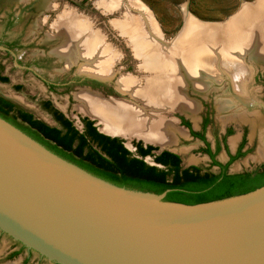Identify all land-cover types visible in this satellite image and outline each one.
<instances>
[{
    "label": "water",
    "instance_id": "1",
    "mask_svg": "<svg viewBox=\"0 0 264 264\" xmlns=\"http://www.w3.org/2000/svg\"><path fill=\"white\" fill-rule=\"evenodd\" d=\"M169 191L114 184L0 116V232L29 252L54 264H264V185L195 204Z\"/></svg>",
    "mask_w": 264,
    "mask_h": 264
},
{
    "label": "rangeland",
    "instance_id": "2",
    "mask_svg": "<svg viewBox=\"0 0 264 264\" xmlns=\"http://www.w3.org/2000/svg\"><path fill=\"white\" fill-rule=\"evenodd\" d=\"M48 1L56 4L55 9H53L54 11H49L50 8L49 10H43L42 5L41 8L35 7L36 9L34 10L29 8L21 12V19L10 32L11 36L18 37L24 44V47L17 49L18 57H21L23 61L31 62V67L34 68L36 72L31 70L25 71L21 68L17 59L1 51L0 62L4 65V73L9 75L10 81H0V94L12 99L17 104L32 112L35 117L51 125L58 124L47 111L40 107L43 100L51 101L52 104L64 112L80 130L84 129L83 118H90L94 121V124L100 132L118 136L123 139L125 146L135 155L138 154L134 142L140 141L143 142L144 145L151 144L156 146L158 151L164 149L177 152L181 155L182 164L185 167L198 165L203 170H216V168L211 167L207 155L201 152L203 142L190 135L188 130H186V134L184 136L181 135L178 141L173 145L162 146L139 137L128 138L119 134L108 133L102 129V124L97 118L79 109V101L76 99L75 94L81 91L83 86L77 85L74 79L75 76L79 74H86L80 71L81 63L84 61L79 59L74 62V64L70 63L68 65L59 55L52 52L54 48L61 45V40L57 38V32L54 34L56 27L53 26L59 22L58 20H60L64 12L70 10L76 12L83 20L82 23L85 24L88 32L94 36L95 40L98 39L105 44L108 53L113 54V56L118 59L117 62H115V75L113 78H105V85L107 88L114 91L110 92L107 90L106 93L104 92L103 94L106 98H129L127 94H124L123 91L118 89L117 80L120 75L128 74L137 77L138 81L141 80L142 82L145 80L144 76L148 73H145L141 68L142 60L135 54L132 40L123 33L118 26V23H122L128 16V8L126 6L112 9L111 11L109 8H105L101 5L104 0ZM124 1L128 2V0ZM257 1L258 0H136V2L142 3L145 5L144 7L148 9L149 14L152 16L153 23L157 26V29H159L158 31L161 35L160 40L168 44L173 43L172 40L183 31L188 20L192 19L194 22L202 25L224 24V21L230 17V19H232L237 16L242 9L244 10L245 7ZM45 7L46 5L44 8ZM129 11L134 15L138 14L136 10L129 9ZM46 15L50 17L47 24L43 22ZM58 17L59 19L57 20ZM1 32L2 28H0V35ZM47 36L49 37V41H57L58 44L51 46L44 45V42L47 41ZM156 38L158 37L156 36ZM246 62L249 65L251 64L250 66H252L254 72L247 81L248 85H246L247 89L245 88V93L242 94L240 92L242 96L236 91H233L234 94H228V97L231 99L233 96H236L235 98L233 97V100L236 101L237 106H233L231 110L238 107L234 111H239L238 109H240V114L231 111L232 113H229L231 118L227 119L224 118V114L228 111H222L219 108V104L226 96L224 95V90L231 87V82L228 80H225L222 86L223 88H216L214 85L213 89L205 94L194 90L192 86L186 90L187 97L197 102L198 110L195 113V117L178 109L172 110L171 113H166L167 115L169 113L168 117H173L177 127L184 131L186 126L181 122L182 117L186 118L196 129H200L202 119L207 115L211 116L215 127L220 128V130H224L226 126L235 125L237 128L236 133L229 139L232 148L235 144L232 138L239 136V134L241 135L243 128L248 126L249 138L251 139L250 142L255 140L254 148L251 152L236 160L231 166L232 170L252 169L264 163V157L260 155V150L263 148L262 138L264 137V63L262 64L259 62L260 64H258L257 62L250 61L249 57L246 58ZM45 80L48 82H55L57 88L55 90H50L48 86H46ZM17 83L23 86L22 90H16L14 86ZM117 89L120 92L117 91ZM208 136L211 137L210 133H208ZM219 157L223 160L226 159L224 151H222ZM145 161L148 164L156 165L153 156L145 157ZM0 264L53 263L41 257L36 252L30 253L27 249H22L18 242L0 232Z\"/></svg>",
    "mask_w": 264,
    "mask_h": 264
},
{
    "label": "bare ground",
    "instance_id": "3",
    "mask_svg": "<svg viewBox=\"0 0 264 264\" xmlns=\"http://www.w3.org/2000/svg\"><path fill=\"white\" fill-rule=\"evenodd\" d=\"M40 4L54 6L48 0H40ZM101 5L111 11L122 6L128 8L126 20L118 26L132 40L135 54L142 60L141 68L148 73L142 82L128 74L118 77V89L128 95L127 99L106 98L100 91L89 89L75 94L79 109L97 118L108 133L139 137L162 146L173 145L188 129L177 127L173 117L166 113L178 109L195 117L198 105L187 97L189 87L205 94L214 85L220 88L225 80L230 81L231 87L224 90L226 96L219 104L222 111H228L224 118L229 119V113L238 107L231 110L237 105L234 96L231 99L228 94L245 93L247 81L254 72L246 58L264 63V0L245 7L224 25H202L188 20L171 44L160 40L159 29L142 3L104 0ZM58 21L55 27L61 45L52 52L68 65L82 59L80 71L83 73L113 78L118 59L108 53L105 44L95 40L81 17L70 10ZM238 110L234 113L240 114ZM262 142L260 155L264 157V137Z\"/></svg>",
    "mask_w": 264,
    "mask_h": 264
},
{
    "label": "trees",
    "instance_id": "4",
    "mask_svg": "<svg viewBox=\"0 0 264 264\" xmlns=\"http://www.w3.org/2000/svg\"><path fill=\"white\" fill-rule=\"evenodd\" d=\"M0 81L9 82V77L0 76ZM45 105L49 109L50 102ZM14 107L13 102L0 96L1 117L60 156L119 186L155 193L170 189L166 200L195 204L246 193L264 185V173L249 179L244 173L228 174L226 165L219 174L203 171L197 165L184 167L179 154L168 150L155 154L157 147L150 144L144 147L142 142H134L138 152L134 155L123 139L100 132L88 118H83L84 129L80 130L63 113L54 110L58 125L53 126ZM183 123L190 126L187 120ZM148 155L154 157L156 165L145 161Z\"/></svg>",
    "mask_w": 264,
    "mask_h": 264
},
{
    "label": "flooded vegetation",
    "instance_id": "5",
    "mask_svg": "<svg viewBox=\"0 0 264 264\" xmlns=\"http://www.w3.org/2000/svg\"><path fill=\"white\" fill-rule=\"evenodd\" d=\"M50 4H53V3L50 1ZM53 5L54 6L52 8H50V10H49V8H46V7L44 8V6L42 5V9L43 10H49L52 12V11H54L53 9H55V7H56V4H53ZM35 7L41 8L40 0H0V28H2V32L0 35V44L6 47V49H0V52L1 51L5 52L7 55H10L13 58L17 59L21 68H23L25 71H30V70L35 71V70H34V68L31 67V62L23 61V59L21 57H18V55H17L18 50L17 49L24 47V44L20 41V39L18 37L11 36L10 32L14 28V26L17 24V22H19V20L21 19V17H22L21 12L26 11L29 8H32V10H34V9H36ZM49 19H50V17L48 15H46V17L43 19V22L45 24H47ZM58 19H59V17L57 18V20ZM52 24H53V22H52ZM53 27H55V25ZM56 32L57 31L55 29L54 34ZM48 38L49 37L47 36V41L44 42V45H50L51 46V45L58 44L57 41H54V42L49 41ZM4 68H5L4 65L0 62V76L9 77L8 74L4 73ZM9 81H10V77H9ZM74 81L76 82L77 85L83 86L81 88V90L82 89H89L91 91L97 90L96 92L100 91L99 93L102 95H104L103 93L104 92L106 93L107 90H109L110 92H114V91H112V89L107 88V86L105 85L106 80L103 77L101 78V77L93 76L91 74L86 73V74H79V75L75 76ZM44 82L46 83V86H48V88L50 90H55L57 88V84L55 82H48L47 80H45ZM14 87L18 91L22 90V88H23V86L21 84H18V83L15 84ZM0 96L10 100L11 102H13L16 105V107H14V109H16V111L18 109H23L27 112H30L26 108L22 107L21 105L17 104L16 102H14L12 99H10V98L2 95V94H0ZM46 102H50L49 109L46 108L47 107V105H45ZM40 107H42L45 111H47L54 119H55L54 112H53L54 110H58L59 112L63 113L66 118H68V116L64 112H62L57 107H55L52 104V102L49 100H43V102L40 104ZM30 113H32V112H30ZM35 118H37V117H35ZM84 118H87V117H84ZM68 119H70V118H68ZM88 119H90V118H88ZM184 120H187V119L182 117L181 122L183 125H185L183 123ZM55 121L58 124V121L56 119H55ZM53 126H55V125H53ZM185 126H186L185 128L188 129V133H190V135H192L194 138H197L203 142L201 152H203L205 155H207V157L210 160L211 167L216 168V170H203L202 169L203 171H210L212 173L219 174L222 171V167L226 165L228 174L244 173L247 176V178H249V179H254L259 174L264 173V163L259 165V166H256L255 168H252V169H242V170H232L231 169L232 164L236 160L245 156L246 154L251 152L254 148L255 140L254 141L252 140V142H250L251 139L249 138L248 126H245L243 128L241 135L239 134V136L232 138L235 141L233 148L229 142V139L231 136H233L236 133L237 128L235 125L226 126L224 130L223 129L220 130V128L215 127V124L212 121L211 116L207 115V116L203 117L201 126L199 125L200 129H196L191 123H190V126H187V125H185ZM193 131L197 132L198 135H193V133H192ZM208 133H210L211 137L208 136ZM202 135L204 138L202 137ZM136 142H140V141H136ZM142 145L144 147L147 146V145H144L143 142H142ZM136 151H137V147H136ZM157 151H158V149L154 150V153L159 154L160 152L158 153ZM168 151H171V150H168ZM222 151H224V153L226 155V159H224V160L219 157V155L222 153ZM137 154H138V152H137ZM148 156H151V155H148ZM181 159H182V157H181ZM214 161H217L220 164H215Z\"/></svg>",
    "mask_w": 264,
    "mask_h": 264
}]
</instances>
